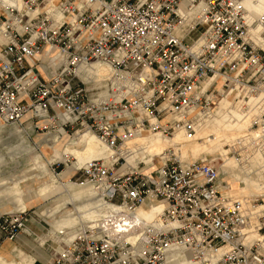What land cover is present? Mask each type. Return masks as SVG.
Wrapping results in <instances>:
<instances>
[{"label":"built area","instance_id":"1","mask_svg":"<svg viewBox=\"0 0 264 264\" xmlns=\"http://www.w3.org/2000/svg\"><path fill=\"white\" fill-rule=\"evenodd\" d=\"M250 17L241 0H0V123L27 117L35 130L91 133L111 150L73 175L115 211L47 264H168L180 250L189 264H264V197L229 196L210 161L182 162L170 147L149 172L142 162L121 170L125 144L192 135L221 92L253 99L264 154V9ZM96 62L111 68L103 99L78 75ZM141 206L162 208L159 228L134 221ZM21 214L0 215V239L16 237Z\"/></svg>","mask_w":264,"mask_h":264},{"label":"rangeland","instance_id":"2","mask_svg":"<svg viewBox=\"0 0 264 264\" xmlns=\"http://www.w3.org/2000/svg\"><path fill=\"white\" fill-rule=\"evenodd\" d=\"M262 7L263 5L260 6V10ZM81 79L83 78L81 77ZM90 82H92L94 86L99 88V97H101L100 99H103L106 96L104 92V82ZM215 107L216 103L213 104L212 109L214 110ZM212 111L209 113H203L200 116L194 129L197 130L200 127L202 128L201 132H199V135L202 138H200V140L198 141L193 140V142L191 141L189 144H201L213 137L212 135L214 134H205V131L208 127H206L207 125H203L211 116L214 117V124H216L217 120ZM0 125V155L3 156V158L0 160V212L2 209V204V206L9 207V202H11L12 199L16 197L19 198L28 189H32L34 192L41 196L37 198L38 201H34L32 203L26 202V209L21 214L22 224L20 230L18 231L16 237L10 242L1 237L0 252L8 249L9 254H7L6 260L18 262L21 259V261L25 259H34L37 264H47L52 255L57 251V247H61L63 244H65L64 242H54L55 231L62 230V228H59L56 225V222L61 220H74L77 222V224L73 227L63 228L66 229V231H63L64 233L66 232V236L61 240L67 241L72 237V235L78 228L82 229L88 224L94 223H91V221L85 219V212L87 211L86 206L90 208L95 207V205H97L96 201H102V203H104L103 199L102 197H100L101 195H97L95 191L92 193L93 196L90 195L88 198L82 200L72 199V194L68 193V190L65 186L66 176L69 174L67 176V181L69 183L75 185L85 184H79V181L81 180L79 178V174L73 175V173H71V168H65V165L61 163V157L66 154L65 149L67 144L64 138L60 136L59 133L54 134L51 133V131H47L45 129L35 130L33 125L27 118L23 119L20 123L17 124L4 125L0 123ZM202 125L205 127H203ZM27 126H29L31 130L27 132L26 139L30 148L33 149L32 152L24 151V146L19 144V139L14 133V128H16L17 130H23ZM254 128L255 127H252L250 130H245L242 132L236 131V134H238L239 137L234 138L233 140H230L228 142L232 145L233 143H235L238 148L243 147V150H237L236 153H227L226 151L230 149V144L226 145L217 143V149L223 147L225 151H222L224 153L223 155H221L217 152L216 149H214L216 150L213 151L214 153L206 152V156L200 155L197 158V160L206 159L218 168L221 181L227 184L229 188L228 190L237 189L239 188V186H243L241 182H236L237 178H240V175L237 174L238 167L244 168L249 162L251 163V160L257 155L260 158V155L255 150L254 145L252 144V140L254 139L253 133L255 132ZM231 130L232 129H228V132H230L229 135L232 133ZM85 134L87 133L81 132L75 134L73 132H68L66 136L68 137L67 141L73 140V144L76 142V148L81 149L82 144L77 143V137L83 136ZM37 136H40V138L38 139ZM151 136L153 135H141L137 137L148 139ZM186 136L188 137L189 134L187 133ZM172 137L170 139H172ZM190 137L191 135L189 136V138ZM136 139L139 138H135L132 142H129L130 145L125 147L126 150L132 148L133 145L135 147H139L142 145L143 141H136ZM217 140L218 138L216 139V141ZM91 141L94 143L90 144ZM87 145L88 149L90 148L92 150L108 151V149L103 146L102 143L96 138H90L87 141ZM182 145L187 144L172 142L164 149V151L172 147L175 152L177 149H180ZM12 148H16V150L19 151V154H16L14 151H12ZM59 149H61L62 155L60 154L59 157L54 156L52 152ZM69 153L79 161L85 160L82 159V155L84 156V154L80 153V151L78 150L73 149L70 150ZM239 158L240 162L239 164H237V159ZM245 159H249V161H245ZM260 161H262L261 166L254 167L252 170L253 174L251 173L252 176L246 177L245 180L247 183H250V185L253 186L259 185L261 183V187L264 188V162L261 158ZM71 162H73L71 158L67 159L66 166H69ZM137 162H142L146 165L145 168H141V172H149L151 170L144 160L138 161L134 159L129 163V167H133ZM156 164L157 163H155V165ZM127 167L128 163H126V165L123 167L124 169L122 170L124 171ZM140 167L141 165L139 166V168ZM231 174H236L234 175L235 177L233 176L232 178L234 182L232 181L233 183H227V181L231 180L229 176ZM70 188H72V185ZM260 193H264V189L255 193V195ZM47 208L51 209V214L49 216L40 214V212ZM142 209L143 207H141L138 211L141 212ZM106 213L107 212L101 214L102 216L100 217V220L105 218ZM62 235L56 234V236H60V238L62 237ZM14 249L22 252V258L17 257L18 254L14 251L12 252V250ZM171 255H174V253Z\"/></svg>","mask_w":264,"mask_h":264},{"label":"crops","instance_id":"3","mask_svg":"<svg viewBox=\"0 0 264 264\" xmlns=\"http://www.w3.org/2000/svg\"><path fill=\"white\" fill-rule=\"evenodd\" d=\"M111 74V69L104 63H95L93 64L91 67H86L83 68L82 73H81V77L85 80V81H94L96 83H103L105 81V79L109 78ZM133 86L130 85V89H132ZM209 113V112H208ZM212 113L215 115V118L217 120L216 124H212L210 125L206 131L205 134L207 135H212L213 139L216 140L218 138L217 141L214 142V147L217 150L218 153H220L221 155H223L225 152L223 147L218 148L217 149V143L219 144H230L228 143L230 140H233L234 138H238L239 135L236 134V131L242 132L245 130H250L253 125L255 124L256 120L258 119V114L255 111V107L254 106H249V110L245 111L243 108V103L241 101H233L231 98L228 97H223L221 99H218L216 101V107L215 109L212 111ZM1 127V125H0ZM228 129H232V133L229 135L230 132H228ZM31 130L29 126H27L25 129L23 130H17L16 128H14V133L17 136V138L19 139V144H21L22 146H24V151L26 152H32L33 149L30 148V146L27 143V139H26V134L27 132ZM235 131V132H234ZM61 133V132H60ZM187 132H181L179 131L178 133L174 134L172 139H167L164 138L163 136H161L160 134H156L151 136L150 138L146 139V138H142V137H136L139 139L137 140H142L143 143L141 146L139 147H135L133 145L132 148H130L128 151H131L130 153H132V156L130 158L127 159V163L129 166V163L136 159L138 161L144 160L145 163L148 165V167L150 169L153 168L152 166V158L154 156H159L160 154L163 153L164 149L172 142H180V143H184L187 145H182V147L180 149H177L175 151V154L179 157V159L183 162H187V161H195L197 160V158L200 155H205V152H207L206 150H204V148H202V146H204V142L201 144L198 143H194V144H189L191 141L193 142V139L189 136H186ZM37 138L39 139L40 136H37ZM65 142H66V149H65V153L66 154H70V150H78L80 151V153H83L84 156L82 155V161H79L81 164L92 160V159H105L110 155V150L104 145L108 151H99V150H92V149H88V145H87V141L90 138H96L98 140L97 137L90 135V134H85L83 136H78V141L77 143H81L82 144V148L81 149H77L76 148V142L73 144V140H68V137L63 136ZM54 141V140H53ZM135 141V142H136ZM132 142V141H131ZM94 142L91 141L90 144H92ZM102 143V142H101ZM126 146L130 145V143L125 144ZM136 145V144H135ZM230 149L228 151H226L227 153L229 152H233L236 153L237 150H243V147L238 148L237 145H235V143L230 144ZM128 149V148H127ZM12 151H14L16 154H19V151L16 150V148H12ZM223 151V152H222ZM54 156L59 157V155L61 153V149L59 150H55L52 152ZM150 154V155H149ZM153 154V155H152ZM206 156V155H205ZM3 158V156L0 155V160ZM74 166H77L76 164ZM253 165L252 163H248L244 168L242 167H238V171L237 174H239L240 178H237L236 182H241L243 184V186H239V188L237 189H232V190H228V194L230 196L233 197H240V196H246V197H250V196H254L255 193L259 192L260 190L264 189L262 188V184L260 183L259 185H250V183H247L245 180L246 177H250L252 176V170H253ZM252 173V174H251ZM69 175V174H68ZM67 175V176H68ZM236 174H231L229 175L231 180L227 181L230 183H233V176ZM67 176L65 178V186L68 190V193L72 194V199L73 200H82L85 198H88L90 195H92V193L94 192L92 186L90 185H75L72 183H69L67 181ZM235 177V176H234ZM233 181V182H232ZM69 184V185H68ZM72 185V188H70ZM41 197L39 194H37L36 192H34L32 189H28L25 191V193L20 196L19 198L16 197L14 199H12L11 202H9V207H5L2 206L1 212L2 213H15V212H23L26 209V202L28 203H32L34 201H38L37 198ZM95 207H87L86 206V212H85V219L89 220L92 222H97L98 220H100V217L102 216L101 214L107 212V204L102 203V201H96ZM148 207V206H146ZM145 210L142 209L141 212H144ZM40 214L42 215H50L51 214V209H44L42 212H40ZM77 224L76 221L74 220H61V221H57L56 225L59 228H69V227H73ZM17 253V257H21L23 256L22 252L18 251V250H12V252ZM11 252V250H10ZM7 254H9L8 249L3 250L2 252H0V264H37L36 261L34 259H25L23 261H11V260H6V256Z\"/></svg>","mask_w":264,"mask_h":264},{"label":"bare ground","instance_id":"4","mask_svg":"<svg viewBox=\"0 0 264 264\" xmlns=\"http://www.w3.org/2000/svg\"><path fill=\"white\" fill-rule=\"evenodd\" d=\"M3 2L4 3H7V4H9V5H11V6H13L14 8H18L19 7V5H20V0H3ZM263 2V3H262ZM241 3H242V5H243V7L248 11V12H250V14H251V17H250V21H252L253 19H255L256 18V16L257 15H259L262 11H263V9H264V0H241ZM185 4H186V2H183L182 3V5H181V7H180V12L181 13H183V8H184V6H185ZM263 5V7L261 8V10H260V6H262ZM259 10H260V12H259ZM0 42H1V38H0ZM96 63H98V62H96ZM100 63V62H99ZM102 63V62H101ZM93 64H95V63H93ZM93 64H91L89 67H91ZM104 64H106V63H104ZM108 67H109V65L108 64H106ZM83 68H85V67H82V69H80L79 70V77L81 78V73H82V70H83ZM110 68V67H109ZM111 69V68H110ZM212 82V81H211ZM211 82L209 81V80H207V81H205L204 82V87H207L208 85H210L211 84ZM220 86H221V80H217L216 81V89H220ZM222 92L221 93H219L217 96H215L214 98H213V104L214 103H216V101L218 100V99H221V98H223L224 97V95L222 94ZM99 99L101 98V97H98ZM232 101H235V100H232ZM238 101H240V100H238ZM242 103H243V108H244V110L245 111H247V110H249V106H254L255 107V111L257 112V114H258V118L260 117V111H259V109L256 107V105H255V102H253V99H251V100H249V102H246V103H244L243 101H241ZM213 105H211L210 106V111L209 112H211L213 109ZM204 113H208V112H204ZM27 117H25L24 119H26ZM197 122H198V120H197ZM211 122H213V123H211ZM256 122H257V120H256ZM255 122V123H256ZM215 123V119H214V117L213 116H211V117H209V119L203 124V125H207L206 127H209L210 125H212V124H214ZM196 125H197V123H196ZM202 125V126H203ZM205 126H203V127H205ZM196 127V126H195ZM253 127H254V125H253ZM201 130H202V128L200 127V128H198L197 130H194V132H193V134L191 135V138L193 139V140H195V141H198V140H200V138H202L200 135H199V132H201ZM254 130H255V132L253 133L254 134V139L252 140L253 141V145H254V148H255V150L258 152V154L260 155V158L263 160V162H264V154L260 151V149H259V147H258V144H257V141H258V136H259V134H261V132H260V129H255L254 128ZM179 131H176L174 134H176V133H178ZM181 132H183L184 133V131L183 130H181ZM60 133V132H59ZM87 133V132H86ZM58 134V133H57ZM88 134H91V133H88ZM156 134H159V133H156ZM156 134H150V135H156ZM60 136H65V135H63L62 133H60ZM162 136V135H161ZM204 136V135H203ZM205 136H207V135H205ZM96 137V136H95ZM168 139V138H167ZM170 139V138H169ZM216 140H214L213 138H210L208 141H206V142H204V146H202V148H204V150H206L207 152H213V151H216V150H214L215 149V145H214V142H215ZM101 142V141H100ZM102 144H104L103 142H102ZM105 145V144H104ZM103 145V146H104ZM106 146V145H105ZM107 147V146H106ZM108 149H109V147H107ZM110 150V149H109ZM167 150V149H166ZM111 151V150H110ZM125 152H127V154L125 155V160H126V163H127V159L128 158H130L131 156H132V153H130L131 151H128V150H125ZM125 152H123L122 154H124ZM206 153V152H205ZM214 153V152H213ZM150 155V154H149ZM153 155V154H152ZM178 157V156H177ZM69 158H71L72 160H73V162H71L70 163V165L69 166H66V162H67V159H69ZM108 158V157H107ZM179 158V157H178ZM260 158L258 157V155L256 156V157H254L252 160H251V163H252V165H253V167L252 168H254V167H258V166H261V164H262V161H260ZM99 159H102V158H99ZM153 160H152V166H153V168L155 167V166H157L158 165V162H157V164L155 165L154 163H155V161H156V156H154L153 158H152ZM93 160V159H92ZM90 161V160H89ZM237 164H239V162H240V158L239 159H237ZM245 161H249V159H245ZM88 161H86V162H84V163H80L79 162V160H77L72 154H65L63 157H61V163H63L64 165H65V168H71V173H73L74 172V170L75 169H78V168H80L81 166H83L85 163H87ZM183 162V161H182ZM188 163V162H187ZM77 165V166H74V165ZM126 165V164H125ZM124 165V166H125ZM123 166V167H124ZM121 168V170L122 169H124V168ZM129 168H131V167H127L126 169H129ZM125 169V170H126ZM124 170V171H125ZM246 181V180H245ZM84 184H86V185H90V186H92V188H93V190L96 192V194L97 195H99L98 193H97V190H95V188H94V185H92V184H89V183H84ZM261 192H263V191H261ZM228 194V193H227ZM229 195V194H228ZM100 196V195H99ZM230 196V195H229ZM101 197V196H100ZM233 197V196H232ZM257 197H264V193H260V194H257V195H255L254 197H246V196H240V197H237V199H249V200H251V199H254V198H257ZM234 198H236V197H234ZM141 207H143V209L145 210L144 212H142V213H138L139 211V209L141 208ZM141 207H139V208H137L136 210H135V212H134V214L132 215L133 217H134V221H137V222H139V223H141V224H144L145 226L146 225H153L155 228H159L160 226H161V223L158 221V216H159V214H160V212H161V210H162V208L161 207H157V208H155V207H146V206H141ZM264 207V206H263ZM259 210H261L260 209V207L258 208ZM118 210H120V209H118ZM115 211V208H113V207H111L110 205H107V213H106V216H105V218H107L108 216H109V214H113V212ZM15 213H18V212H15ZM19 213H22V212H19ZM93 224H95V222L93 223ZM92 224V225H93ZM82 227V226H81ZM66 231V229H62V230H59V231H55V234H54V238H55V240H54V242H56V243H59V242H64V243H66V242H68L74 235H75V233L79 230V228L75 231V233L72 235V237L71 238H69L67 241H62L61 239L62 238H64L65 236H66V232L64 233L63 231ZM56 234L58 235V234H63L62 235V237L60 238V236H56ZM133 238H134V235H126L125 236V240L126 241H129V242H131L132 240H133ZM60 249V247H57V249L56 250H59ZM174 253V255H170V256H168V264H189V262H190V254L189 253H187V252H185L184 250H180V251H175V252H173ZM214 257V256H213ZM172 261V262H171Z\"/></svg>","mask_w":264,"mask_h":264}]
</instances>
